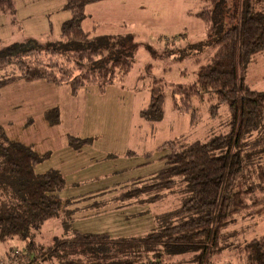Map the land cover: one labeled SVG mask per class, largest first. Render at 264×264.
<instances>
[{
  "label": "trees",
  "instance_id": "16d2710c",
  "mask_svg": "<svg viewBox=\"0 0 264 264\" xmlns=\"http://www.w3.org/2000/svg\"><path fill=\"white\" fill-rule=\"evenodd\" d=\"M204 1L207 4L196 15L206 25V37L186 46L195 54L207 49L212 54L205 57L204 64L198 63L193 81L172 85V104L180 101L182 104L175 107L191 115L195 107L190 102L206 95L214 118L219 107L227 105L229 130L204 141L162 142L158 148L167 151L162 157L163 167L150 177L130 178L116 196L119 200L131 199L180 184L185 195L181 204L156 215L159 226L143 235L114 238L106 233H81L64 220L68 235L41 245L35 240L34 230L61 215L65 202L59 193L64 178L54 168L36 172L35 165L46 159L48 152L37 153L32 146L10 138L0 125V242L11 238L24 242L20 251L9 247L8 260L0 258V264H168L179 254H189L190 264H215L213 255L225 247L224 226L256 205L255 190H264L260 160L264 153V90L249 88L245 80L252 56L264 50V6L257 7L264 0ZM95 2L100 0H65L63 8L69 11V17L61 23L60 38L45 47L35 44L0 52V91L16 80L66 84L72 93L86 83L102 89L114 80H123L133 65V35L92 36L83 30L85 6ZM0 12L14 21V0H0ZM127 47L132 48L129 54L124 53ZM38 52L54 61L73 55V66L66 69L61 62L43 61ZM149 84V103L140 115L156 121L164 110L161 78L151 77ZM44 118L57 124L59 111L49 108ZM67 144L80 149L90 142L72 135ZM157 194L147 200L151 202ZM240 254L244 255V264H264V234L247 241Z\"/></svg>",
  "mask_w": 264,
  "mask_h": 264
},
{
  "label": "rangeland",
  "instance_id": "374dc122",
  "mask_svg": "<svg viewBox=\"0 0 264 264\" xmlns=\"http://www.w3.org/2000/svg\"><path fill=\"white\" fill-rule=\"evenodd\" d=\"M64 1L16 0L13 22L9 14L0 12V52L35 44L45 47L47 42L58 40L61 23L69 17V11L62 6ZM206 4L204 0H100L88 4L82 28L90 35H133L136 44L133 65L123 80H114L102 89L86 83L75 93L66 84L41 80H16L1 87L0 125L6 134L32 146L37 153L48 152V157L35 165L36 172L54 168L65 181L59 193L65 202L61 215L34 230L35 240L41 245L47 246L54 238L68 235L64 220L81 233H106L114 238L143 235L159 226L156 215L177 209L181 204L185 195L180 184L131 199L119 200L116 196L130 178L150 177L163 167L162 157L167 151L158 148L162 142L204 141L208 136L229 130L227 105H221L214 118L209 113L211 103H207L206 95L190 102L195 107L191 115L176 108L182 104L180 101L172 104V85L193 81L198 63L204 64L205 57L212 54L211 50L206 52L208 49L195 54L186 46L206 37V25L196 15ZM260 5L264 6V1L257 7ZM131 50L127 47L124 53ZM36 55L56 65L61 62L66 69L73 66V55H64L59 61L49 59L43 52ZM252 57L245 80L249 88L262 91L264 50ZM148 64L150 67L146 68ZM151 77H160L163 86L164 110L156 121L140 115V110L149 103ZM52 107L59 111L57 124L47 123L44 118L46 110ZM72 135L87 138L90 144L80 150L71 148L67 138ZM260 155L264 166V153ZM155 192L158 197L148 201ZM253 195L256 205L224 226L225 247L213 255L215 264L227 261L244 264L241 246L264 234V190H255ZM23 244V240L16 238L0 242L1 260H8L9 247L20 251ZM189 259V254H179L169 259L168 264H190Z\"/></svg>",
  "mask_w": 264,
  "mask_h": 264
},
{
  "label": "crops",
  "instance_id": "0c3cea01",
  "mask_svg": "<svg viewBox=\"0 0 264 264\" xmlns=\"http://www.w3.org/2000/svg\"><path fill=\"white\" fill-rule=\"evenodd\" d=\"M14 2H15V4H16V0H14ZM90 4H93V3H90ZM62 6H63V5H62ZM87 6H88V5H87ZM85 10H86V8H85ZM47 14H50V12H47ZM85 14H86V12H85ZM59 17H61V16H59ZM64 17H66V15H65ZM64 17H63V18H64ZM85 17H86V15H85ZM85 17H84V18H85ZM84 18H83L82 22L84 21ZM60 19H61V18H60ZM12 22H13V21H12ZM82 22H81V25H82ZM80 149H81V148H80ZM80 149H79V150H80ZM79 150H76V151H79ZM95 160H96V159H95ZM92 162H93V163H92V165H93V164L95 163V161H92Z\"/></svg>",
  "mask_w": 264,
  "mask_h": 264
}]
</instances>
